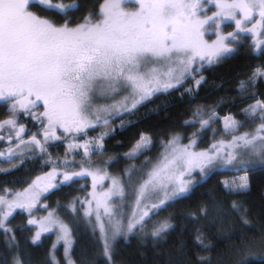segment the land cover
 <instances>
[{
    "label": "snow or ice",
    "instance_id": "6c2138e0",
    "mask_svg": "<svg viewBox=\"0 0 264 264\" xmlns=\"http://www.w3.org/2000/svg\"><path fill=\"white\" fill-rule=\"evenodd\" d=\"M78 10L77 0H0V101L8 108L7 118L0 120V141L7 140L0 160L11 168L25 158L43 159L51 166L22 189H0V235L12 254L3 264H26L17 229L23 233L28 226L37 229L31 237L34 245L43 233L57 234L49 264H61L55 255L60 242L64 264H77L72 257L73 230L57 210L42 218L34 215L42 197L60 185L91 179V191L83 198L74 197L67 208L73 214H78L77 206L83 209L86 224L93 236L98 235L102 264H117L120 238L139 236L142 242L150 238L154 246L167 242L175 230L173 217L154 223L153 217L193 192L198 183L195 174L204 181L218 169L243 173L223 181V186L229 195H245L251 191L249 174L257 167L264 169V98H260L264 92L257 93L258 82H264V64L239 82L241 100L252 101L241 108L243 119L231 113L221 117L215 107H198L184 122L185 127L198 124L197 132L166 133L155 160L146 157L141 166L130 164L120 175L108 171L114 157L92 160L105 151V138L116 132V120L120 129L130 127L133 121L126 117L135 116L159 94L181 89L182 97L196 94L208 82L203 73L237 54L243 35H251L249 47L264 55V0H131V4L102 0L98 10L73 19ZM228 21L234 30L225 32ZM189 82L192 86L185 87ZM22 116L36 121L38 130L29 134ZM217 122H222V129L213 127ZM97 128L103 130L89 137V130ZM207 129H212L213 143L201 149L199 133ZM55 141L67 143L63 159H54L49 151ZM155 146L151 134L140 132L124 156L135 160ZM80 150L83 156L77 162ZM9 170L0 167V172ZM209 196L211 206L201 204L198 214L189 215L197 222L211 215L209 227L218 228L224 240L235 241L228 264H252L257 258L264 264V220L253 223L242 200L232 201L226 210L223 202L212 193ZM18 210L27 213V225L14 228L12 218ZM206 240L197 229L196 244L211 253L214 246ZM80 264L94 262L85 259ZM166 264L224 262L211 255L197 254L193 259L180 241L175 257L169 254Z\"/></svg>",
    "mask_w": 264,
    "mask_h": 264
},
{
    "label": "trees",
    "instance_id": "16d2710c",
    "mask_svg": "<svg viewBox=\"0 0 264 264\" xmlns=\"http://www.w3.org/2000/svg\"><path fill=\"white\" fill-rule=\"evenodd\" d=\"M54 2H59V0H54ZM63 2L70 3L72 0H63ZM77 2L80 5V10L75 11L73 19L79 20L87 15L90 10H98V5L102 0H77ZM55 18L58 22H62L59 17ZM261 64H264V55L254 54L252 50L244 47L220 65L206 70L204 75L208 82L203 84L196 94L192 96L186 94L182 97L181 92L183 89H181L180 91H172L168 94H159L153 97L150 102L139 109L135 116L127 117V119L133 121L130 127L124 129L117 127L113 135L105 138V151L100 155L106 157L107 160L109 157H114L115 159L108 166L113 173L120 175L130 164L142 165L146 157L155 160L160 151L158 147L159 140L166 133L182 132L186 133L187 136H191L193 132H197L198 124L195 127H185L184 122L192 119V113L198 107H203L205 110L215 107L220 116L231 113L237 119H243L241 108L252 101L241 100L238 91L239 82ZM190 85L191 82L186 84L185 87ZM260 92H264V82H258L257 93ZM119 122V120H116L114 125ZM213 127L218 130L222 129V122H217ZM97 130L98 128L89 131L94 134ZM140 132L151 134L157 142V146L145 151L137 159L129 160L125 158L124 154L131 149L139 138ZM199 137V147L208 146L213 139L212 129L199 133ZM218 138H220L219 135L216 136V139ZM183 142L187 143L188 141L185 139ZM49 151L52 156L62 158L65 154V146L51 143ZM50 168V165L44 164L43 159L27 160L20 167L10 169L7 173L0 172V189L23 187L35 176L49 171ZM234 174L239 173L230 169H218L207 180H199L188 197L181 199L166 211H162L158 217H153V223L170 215L173 217L172 223L175 225V230L169 234L167 242L163 243L162 246H154L150 238L145 242H142L139 236H130L127 241L120 238L116 244L118 254L115 259L117 264H120L121 261H124L125 264H166L169 254L175 257L176 248L180 241L185 242L193 259L197 254L211 255L214 261L221 260L224 264H228L230 259L229 250L231 244L235 241L224 240L218 228L209 227L213 218L211 215L208 219H200L197 222L189 214H198V207L201 204L211 206L209 193H212L218 201L223 202L226 210L230 208L232 201L242 200L245 206L249 208L250 219L253 223L264 220V169L257 167L249 174L251 191L245 195H229L226 193L223 178ZM77 189H79L77 183L71 186L60 185L48 192L43 197L42 202H45L48 206L65 204ZM209 211L212 212L211 207ZM27 218L26 213L18 210L14 213L11 226L15 228L17 225H27ZM67 218L73 230V255L77 264L85 259L94 262V264H102L103 257L98 255L100 247L98 235L93 236L89 225L80 215L75 214V216H68ZM75 218L80 219L75 221ZM151 227L152 223L149 224V230ZM28 229L23 233L17 229L26 264H49L54 235L47 233L34 245L31 243V237L34 235L35 229L33 226H28ZM197 229H200L207 237L206 243L211 242L214 251L211 253L204 252L196 244ZM248 234L252 235L254 233L249 230ZM61 249V247L56 248L55 253L58 255L61 253ZM11 255L5 249L4 237L0 235V264H3L5 259L10 261ZM252 264H258V258L254 259Z\"/></svg>",
    "mask_w": 264,
    "mask_h": 264
},
{
    "label": "rangeland",
    "instance_id": "374dc122",
    "mask_svg": "<svg viewBox=\"0 0 264 264\" xmlns=\"http://www.w3.org/2000/svg\"><path fill=\"white\" fill-rule=\"evenodd\" d=\"M129 2H130V4H131V0H129ZM34 3H35V0H34ZM212 10H214V9H212L211 8V6H210V10H209V12H208V14L209 15H211V11ZM231 27V26H230ZM230 27H227V25L225 24L224 25V29H227L228 30V28H230ZM212 38H214V37H212ZM192 86V84L190 85V86H188V87H191ZM221 117H223V116H221ZM126 119H127V117H126ZM119 124H120V122L117 124V125H114L116 128L117 127H119ZM103 129H101V128H98V130L96 131V133H94V134H92L90 131H89V133H88V135H89V137H96V136H98L99 135V133L102 131ZM243 130H247V129H242V131ZM30 133H33V132H29V134ZM218 139H220V138H218ZM82 142V141H81ZM64 144V146H65V152H66V149H67V143L64 141L63 142ZM211 143H213V139H212V141H211ZM211 143H209V145L211 144ZM208 145V146H209ZM208 146H203V147H199V148H206V147H208ZM65 155V154H64ZM82 156H83V152H82V150H80L79 151V154L76 156V161L77 162H80L81 161V158H82ZM54 159L55 158H57V157H55V156H52ZM64 157H62L61 159H63ZM31 159H34V158H25V160H24V162H27V160H31ZM69 159H71V155H69ZM92 160L93 161H96V162H100V161H105V160H107L106 159V157H104V156H101L100 154H96V155H93L92 156ZM23 162V163H24ZM22 164H20L18 167H20ZM138 167L139 166H141V164H138L137 165ZM0 167H4V168H9V169H14V168H11V166L10 165H8V164H6L4 161L3 162H0ZM18 167H16V168H18ZM108 167V171L111 173V174H114V175H117V174H115V173H113L111 170H110V168H109V166H107ZM51 170V168L49 169V171ZM48 172V171H47ZM243 173H239V174H234V175H232V176H227V177H224L223 178V181H225V180H230V179H232L234 176H236V175H242ZM39 175H43V173L42 174H39ZM39 175H37V176H39ZM195 176H196V180L197 181H199L200 180V177H199V174L197 173V174H195ZM36 177V176H35ZM35 177L33 178V179H35ZM32 179V180H33ZM31 182V181H30ZM29 182V183H30ZM81 185H85V187H84V189L83 190H81ZM27 186V184L25 185V186H23V187H26ZM23 187H20V188H15V189H17V190H19V189H22ZM91 191V179L90 178H86V179H80L79 180V189H77L76 191H74L73 192V195H71V197L70 198H68V201L65 203V204H62V205H58V206H53V205H51V206H48L45 202H42L43 200V197H42V199H41V203H40V205L38 206V208L36 209V210H34V215H35V217L36 218H42V217H46L47 215H48V211H50V210H52V209H56L57 210V212H58V214H59V216L61 217V219H63L71 228H72V226L70 225V223H69V220H68V216H75V214H73L72 212H71V210L69 209V208H67V205L69 204V202L70 201H72V199L74 198V197H76V196H80L81 198H83L88 192H90ZM47 194V193H46ZM45 194V195H46ZM44 205H47L48 206V208L47 209H45L44 208ZM77 208H78V216L80 215L82 218H83V209H81V208H79V206H77ZM27 214V213H26ZM28 219V218H27ZM78 219H80V218H75L74 220L75 221H78ZM84 219V218H83ZM34 229H35V231L37 230L35 227H34ZM35 231H34V233H35ZM47 233H52L53 235H54V243H56V241H57V234L55 233V232H46V233H43L42 234V236H41V239H42V237H43V235H45V234H47ZM40 239V240H41ZM39 240V241H40ZM38 241V242H39ZM73 241H74V236H73ZM74 245V244H73ZM62 248L61 249V253H59L58 255L56 254V258L57 259H59L60 261H61V264H64V247H63V243L62 242H60V243H58L57 244V246H56V248ZM72 257H73V259H75L74 258V255H73V252H72Z\"/></svg>",
    "mask_w": 264,
    "mask_h": 264
},
{
    "label": "flooded vegetation",
    "instance_id": "af4514ba",
    "mask_svg": "<svg viewBox=\"0 0 264 264\" xmlns=\"http://www.w3.org/2000/svg\"><path fill=\"white\" fill-rule=\"evenodd\" d=\"M225 24L227 25V27L231 26L230 28H228V30L224 29L225 32H230L234 30V24H232L230 21L225 22ZM262 39H264V37H262ZM252 40L253 38L251 35H248V34L243 35L242 36V46L239 47V50L245 47V48H248V50H252L254 54L256 53L259 54L254 49L249 47V45L252 44ZM7 113H8L7 105L3 101H0V120L6 119ZM20 119H21V122L25 124L29 132H36L38 130V127H39L38 124L36 123V121H33L30 117L22 116ZM2 134L6 135V133H2ZM63 142L64 141H55L52 143H56V145H58V144H64ZM6 147H7V140L5 139L3 141H0V150L5 149ZM0 162H3V160ZM77 187H79V183H77Z\"/></svg>",
    "mask_w": 264,
    "mask_h": 264
}]
</instances>
